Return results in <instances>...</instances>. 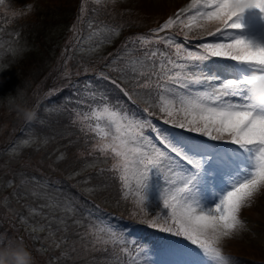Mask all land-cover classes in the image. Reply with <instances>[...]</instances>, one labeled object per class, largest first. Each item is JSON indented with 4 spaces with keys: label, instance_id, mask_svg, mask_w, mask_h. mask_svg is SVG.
I'll use <instances>...</instances> for the list:
<instances>
[{
    "label": "snow or ice",
    "instance_id": "obj_1",
    "mask_svg": "<svg viewBox=\"0 0 264 264\" xmlns=\"http://www.w3.org/2000/svg\"><path fill=\"white\" fill-rule=\"evenodd\" d=\"M95 3L100 4L101 0ZM192 9H196L195 14L182 19ZM248 9L264 14V0H192L175 18L167 19L153 30L154 39L137 36L130 41L133 45L139 41L143 46L174 44L173 53L149 50L143 52L142 58H131L127 62L117 54L108 67L122 74L119 79L123 84L100 73V78L110 81L129 100L132 99L129 88L141 90L147 105L143 112L147 117L156 115L153 109H158L165 124L210 141L224 142L222 145L173 135L149 118L135 119L111 104L104 92L88 91L90 84L84 85L83 96L91 103L79 98L77 104L87 103V110L77 111L78 119L73 120V124H79L84 143L93 141L87 155L99 153L105 158L104 163L111 159L108 171L118 183L120 199L132 205L131 214L148 217L151 209H159L143 222L183 237L196 246L204 257L198 264H206L209 258L216 264H231L219 245L240 231L242 209L250 206L264 189V110H257L248 101V86L264 78V46L238 35L244 27L242 14ZM101 25L102 21L89 22L87 40H77L81 51L99 50L108 37L117 32L116 28ZM175 25L187 29L185 42L193 29L223 39L201 42L198 50H190L184 43L174 42L171 36L159 35ZM84 43L88 48L82 47ZM210 58L235 62L239 75L214 85L212 81L218 77L206 76L188 63ZM157 59H160L159 67L155 64ZM117 61L123 63V67H114ZM146 130L150 133L146 134ZM32 142L22 140L13 153L18 154ZM64 158V153L56 157L57 160ZM95 166L96 161L86 164V167ZM17 187L24 188L25 194L34 198L47 200L41 207L64 213L56 222L63 231H68L67 220L76 212L69 200L38 192V188L48 185L36 178L22 177ZM29 214L40 215V212L29 206ZM72 223L79 227L83 221L75 219ZM37 230L43 231L44 227L33 229ZM49 235L54 233L50 230ZM78 235L86 251L110 253L121 264H124L121 258L126 256L127 264H140L139 250L133 254L132 242H126L110 227L90 224L87 231ZM65 241L66 237L61 238V243ZM4 244L5 237L0 236V245ZM76 250L71 247V252ZM184 251L191 254V250Z\"/></svg>",
    "mask_w": 264,
    "mask_h": 264
},
{
    "label": "rangeland",
    "instance_id": "obj_2",
    "mask_svg": "<svg viewBox=\"0 0 264 264\" xmlns=\"http://www.w3.org/2000/svg\"><path fill=\"white\" fill-rule=\"evenodd\" d=\"M61 1L63 0H5L4 5H0V12H2L0 14V19L8 15V19L10 20L7 22V25L0 24V37L2 38L1 34L6 28L16 27L13 26V24L10 25V21L13 19V16H19L15 14V9L22 8L21 11L23 12L28 10V5H32V10L29 16H26V18L24 19L25 22L29 21V18L31 17L38 19L40 15H48L49 7L53 3H58ZM77 1L78 0H72L71 3L76 4ZM191 2L192 0H101L100 4H115L120 9L119 11H121V13L123 14L122 17L126 18L129 21L133 18L140 17L144 19L146 23L148 21L150 23H154V27L156 29L164 23L162 17L164 18L166 15H168V10L171 9L172 11V14H170L169 18H175L176 11L180 12L179 10H181L182 8H187L188 5L191 4ZM195 11L196 9H192L190 12L192 15H194ZM244 13H252V10H245ZM152 15H154L155 17H152ZM184 20H187V18H185ZM20 22L23 23V21H20L18 19L15 20V23ZM177 26L178 25H175L172 28L165 30V32L159 33V35L171 36L174 42L184 43L188 49L197 50L196 43L191 44L190 42H185V40H181L180 38H178V36L180 35L174 32ZM110 27H114V25L111 24ZM181 30L182 32L187 31V29ZM47 31L60 33L59 30L55 28H46L44 30V33ZM117 32L118 33L116 34L119 36L120 34L118 29ZM190 32H194V35L195 33L200 36L206 35L205 33H202L197 29H193ZM85 33L87 34L85 35V38L81 40V36L79 40H87V36L90 34L89 27L86 32H84V34ZM147 35L148 36L144 37L152 39L155 38L153 31L147 33ZM238 35H241L244 38H248L247 35H253L254 37L248 39L251 42L253 40L264 37V27H257L253 29L248 28L247 30L241 29L239 30ZM256 35H259V37H257ZM134 38L135 37H132L131 40H133ZM213 40H217V37L204 39V41L206 42H211ZM4 44L5 42L2 43V46H4ZM133 46L135 47V49H139L143 45H141L140 42L137 41ZM82 47L87 48L88 44L84 43ZM171 47H174V44ZM171 47L164 44H161L160 47L158 46V44H150L148 49L141 50L138 54L133 52V56H129L127 58V61L131 58L139 59V57H135L139 55L141 56L140 58H142L143 52L149 50L158 49L160 51L168 53ZM173 52L174 51H172L171 53ZM211 61L213 62L211 66H208L205 61L188 63L190 64V67L194 64L196 66L195 69L203 72L206 76L218 77V79H223L222 82L226 81L227 79L236 77L235 75L229 74V76L225 79L213 73L214 69L216 68H221L223 70L229 71L230 68L234 66L229 61H225L223 59L221 60L218 58H211ZM110 62H112V60ZM159 63L160 59H157L155 61L157 67H159ZM109 64L110 63L108 60L106 63H98V69L96 68L97 65L95 66L94 62L89 64L87 71L90 73L94 72V75L92 76H94L95 80L91 77H87V79L85 80L87 84L91 85V87L87 89L88 91L103 92L102 85L106 84L107 91H109L110 93V97L118 92L119 89L112 85L110 81H106L100 78V73L103 72L105 75H108L113 79H117L118 83L123 84V81L119 79L122 74H120L119 72L111 71L108 67ZM216 64L218 65V67H216ZM116 66L123 67V64H118ZM15 77L16 74L12 76L13 79ZM12 81L13 80H10L8 86L5 87H1L0 84V101H4V99L6 98H15L16 93L5 94L2 92L3 90L4 92L9 91V87L13 85ZM213 81L212 83L216 85V83ZM14 82H19V78H15ZM128 90L132 93L131 100L126 98L124 101L120 96L115 100V102L110 103L119 108L122 112L126 111L135 119L136 117L134 109L141 113L137 119H143L142 116L147 117V114L143 112V108L147 105L145 104V97L142 94L141 90H133L132 88H129ZM84 91V86H77L72 92L65 90L63 91L61 88H59L58 90H56V92L54 91L56 94L54 100H57V102H51L45 105L44 112L46 114L60 113L64 116L67 115L68 118V114L75 115L77 111L83 113L87 110V103H91V101H87V97L83 96ZM81 97H83L87 101L86 104H77V100ZM110 97H108V99ZM111 99L114 101L112 97ZM138 103L143 107L142 109ZM23 105L25 106L24 102ZM0 111H2L0 112V119L4 120L5 117L1 118V116L5 114V108H3V106L1 105ZM16 111H18L17 107ZM153 111L158 112V109H153ZM158 114L160 113L158 112ZM72 117L73 120L78 119L76 116ZM5 121L7 120L5 119ZM69 121L72 124L67 127H63L61 125L56 127L55 124H51L49 121H46V119L42 120L35 118L31 122H26L28 124L25 125L20 134H18V136L14 138L10 137L11 133L8 131L9 122H3L0 123V143L8 142L6 146V152L7 154L12 155L15 154L13 153V149L17 145H19L22 140L30 139L31 141H33L31 143V146L23 147L19 150L18 154H15L18 158V161H16L15 163L23 161V158L25 156H28V158H31L30 156L33 157L29 159L25 164V166H30L32 170L31 174H27L29 180L38 176L39 173L45 174L52 166V164L62 163L65 170L63 174L65 176L69 177V174L74 172V179H72L71 181H73L72 185L73 188L77 191V195H72L71 197L75 204L83 205L86 203L85 197L91 196L95 201L94 203L102 204L105 210L120 212L133 216L131 214L132 205L120 199L121 193L118 183L112 178V174L108 171V169L111 167V159L109 158L108 162L104 163L103 161L105 160V158L99 156V153L94 154V156H88L87 152L90 150L93 141L89 140L88 144L86 145L84 143V136L79 130V124H73V121L70 119ZM152 121L154 124L157 123V121L155 120ZM44 129H46L50 133H56V130L59 131L57 136L54 137L53 142L49 141V138L51 137L50 135H46L47 132ZM160 129L162 128L160 127ZM179 130L181 131V133H184V135L200 137L198 134L188 133L182 129ZM28 132L33 135V138L31 137V134H28ZM149 133L150 130H146V134ZM151 136L155 141L154 134H151ZM75 137H77V139H75ZM39 138L41 140H39ZM202 138L210 142V140H208L206 137ZM45 140L47 141L46 143H44ZM204 140H202V142L206 143ZM155 142L159 145L158 141ZM71 152L73 154V157L70 154ZM60 153H64L65 158L63 160L56 159V157ZM70 157L72 158L70 159ZM33 159H44L39 163L40 169L37 170L36 162ZM93 161H96L95 167H86V164L92 163ZM101 169H103V171H101ZM10 175H12L11 172ZM21 178L22 176H18V179ZM49 187L50 186L42 189L38 188L37 191L43 194H50L56 199H66L65 196L60 195L56 191H52ZM89 189H92V191H90ZM256 196H258L257 199H255ZM256 196L254 197L251 205L243 208L241 211L240 217L244 224V227L238 233L234 234L233 237L225 238L220 244L221 247L227 248L226 250H231V253L239 259H248L246 261L243 260L240 262H234L233 264H264V189H262ZM46 203L47 200L34 198L31 194H25L24 188L16 187L15 189H12L8 192L0 189V236L5 237V244L10 241V244L12 243L11 247L23 246V248L30 253L31 264H90L87 259V255L91 252V250H84V248L81 246L78 233L87 231V228L91 223L85 222L82 218L73 215L67 220L68 231L65 232L63 231L62 227L56 222L57 218L65 214L60 212L59 210H50L48 207H41ZM29 206L32 208H36L40 212V215H30ZM75 219L82 220V225L78 227L73 224L72 221ZM40 226L44 227L43 231H33L34 228L38 229ZM50 230L54 233L53 236L49 235ZM63 237H66V241L64 243H61V238ZM58 243L61 245L59 248L56 247V244ZM10 244L8 243V246ZM73 246L76 247V252H71V247ZM92 252L95 254L94 257L96 259H99L101 262L103 260L105 262L108 261V264H110V253L102 251ZM249 259H253V261L251 262L249 261ZM148 260H150V262L153 261V259ZM92 264H96V261L93 260Z\"/></svg>",
    "mask_w": 264,
    "mask_h": 264
},
{
    "label": "trees",
    "instance_id": "obj_3",
    "mask_svg": "<svg viewBox=\"0 0 264 264\" xmlns=\"http://www.w3.org/2000/svg\"><path fill=\"white\" fill-rule=\"evenodd\" d=\"M72 0H63L58 3H53L49 7V14L41 16V18H29V21H23V23H14L17 29L21 31L22 35H16L15 39H12L10 44L0 47V84L1 87L8 86L9 81L13 80V85L9 87V91H2L3 93H16L15 98H6L4 101H0V105L5 108L3 116L9 122L8 131L11 133L10 137L14 138L15 134H20L23 127L27 125L23 120L18 111H16L17 105H23L28 108H32L36 112V119H42L49 121L51 124H55L56 127L59 125L67 127L72 124L74 114L63 115L55 113L51 117H46L41 107L46 104L47 101L53 102L55 99V92L59 88L65 91H74L77 86H80L84 80L92 75L88 72L87 68L89 64L93 63L95 54L92 55H81L77 52L75 43L81 36L80 29L84 28V22L87 18L93 20H101L107 18V15H111L110 12L93 6L90 2V6L85 8L83 11L82 0H78L77 3H71ZM114 10V7H110ZM102 13L103 16H97ZM125 24H119L122 27V31L128 34H143L147 31L148 22L144 19L136 17L130 21L126 19ZM46 28H55L60 33L47 31L44 33ZM3 38H6L5 33L2 34ZM134 37V36H133ZM120 40L116 41L115 48L120 46ZM12 47H16L12 49ZM68 67V68H67ZM16 74L15 78H19V82L15 83L12 76ZM55 91V92H54ZM54 92V93H53ZM109 91H105L104 94L110 97ZM57 101V100H55ZM15 109V110H13ZM13 110V111H12ZM2 112V111H0ZM5 115V116H4ZM0 119L1 121H4ZM48 119V120H47ZM50 135L49 141L53 142L54 137L59 133H50L44 129ZM77 139V137H75ZM39 140H41L39 138ZM86 152V151H81ZM69 154V153H68ZM73 157L72 152L70 153ZM17 155H9L6 152V143H0V189L8 192L15 189L20 182L18 176L28 179L27 174H31L32 170L30 166H25L26 162L33 158L28 156L23 158V161H18ZM16 157V158H15ZM70 157V159L72 158ZM15 159V160H14ZM37 170L40 169L39 163L44 159L36 160ZM60 164V165H59ZM62 163H54L44 173H39L36 176V180L43 183H47L49 188L53 191V188L57 191H65L71 195H77V191L73 188L72 179H74V172L65 176V172ZM10 172L12 175H10ZM71 181V182H70ZM88 206L100 210L105 213L104 206L102 204H96L91 196L85 197ZM96 204V205H95ZM98 206V207H95ZM94 212V211H93ZM5 223V222H4ZM3 231V230H1ZM21 231V228H20ZM12 243L9 245L11 247ZM8 246L4 244L0 246V249ZM94 253L91 252L87 255V259L90 264L93 260L96 264H108V261L104 260L101 262L99 259L94 257ZM254 259V258H253Z\"/></svg>",
    "mask_w": 264,
    "mask_h": 264
},
{
    "label": "clouds",
    "instance_id": "obj_4",
    "mask_svg": "<svg viewBox=\"0 0 264 264\" xmlns=\"http://www.w3.org/2000/svg\"><path fill=\"white\" fill-rule=\"evenodd\" d=\"M4 3L5 0L0 5H4ZM27 8L31 11L32 5H28ZM248 101L257 110H264V78L256 79L248 86ZM16 107L20 117L26 122H31L36 118V112L32 108L21 105ZM239 227L240 230L244 227L243 222ZM0 264H31V256L23 246H6L0 249Z\"/></svg>",
    "mask_w": 264,
    "mask_h": 264
},
{
    "label": "bare ground",
    "instance_id": "obj_5",
    "mask_svg": "<svg viewBox=\"0 0 264 264\" xmlns=\"http://www.w3.org/2000/svg\"><path fill=\"white\" fill-rule=\"evenodd\" d=\"M261 17L263 18V14H260V12H257L256 14H254L252 16L246 17V19H248L251 22V24L255 25L256 21H261L262 20Z\"/></svg>",
    "mask_w": 264,
    "mask_h": 264
}]
</instances>
